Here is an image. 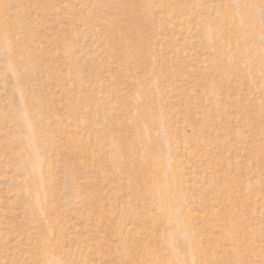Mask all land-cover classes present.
Wrapping results in <instances>:
<instances>
[{"label": "rangeland", "instance_id": "1", "mask_svg": "<svg viewBox=\"0 0 264 264\" xmlns=\"http://www.w3.org/2000/svg\"><path fill=\"white\" fill-rule=\"evenodd\" d=\"M0 264H264V0H0Z\"/></svg>", "mask_w": 264, "mask_h": 264}]
</instances>
